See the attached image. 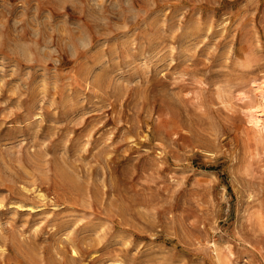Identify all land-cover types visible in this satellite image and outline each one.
<instances>
[{
  "label": "rangeland",
  "instance_id": "1",
  "mask_svg": "<svg viewBox=\"0 0 264 264\" xmlns=\"http://www.w3.org/2000/svg\"><path fill=\"white\" fill-rule=\"evenodd\" d=\"M263 81L264 0H0V264H264Z\"/></svg>",
  "mask_w": 264,
  "mask_h": 264
},
{
  "label": "bare ground",
  "instance_id": "2",
  "mask_svg": "<svg viewBox=\"0 0 264 264\" xmlns=\"http://www.w3.org/2000/svg\"><path fill=\"white\" fill-rule=\"evenodd\" d=\"M257 88L260 90V91H258V89H257L258 94L262 96L263 101H261V103L258 104L257 106L253 107L251 109V111H252L251 113H252V118H253L255 125L258 126L259 129L264 131V81L259 83L257 85ZM41 196H44V194L43 195L41 194ZM26 207L31 208L29 206H26ZM24 208H25V206H24Z\"/></svg>",
  "mask_w": 264,
  "mask_h": 264
}]
</instances>
